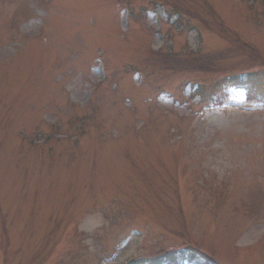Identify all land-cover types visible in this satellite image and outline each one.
<instances>
[{
  "label": "rangeland",
  "instance_id": "rangeland-1",
  "mask_svg": "<svg viewBox=\"0 0 264 264\" xmlns=\"http://www.w3.org/2000/svg\"><path fill=\"white\" fill-rule=\"evenodd\" d=\"M229 71L264 96V0H0V264H264V105L196 95Z\"/></svg>",
  "mask_w": 264,
  "mask_h": 264
},
{
  "label": "trees",
  "instance_id": "trees-1",
  "mask_svg": "<svg viewBox=\"0 0 264 264\" xmlns=\"http://www.w3.org/2000/svg\"><path fill=\"white\" fill-rule=\"evenodd\" d=\"M234 35V34H233ZM236 36V35H235ZM235 40L237 42H239L243 47H246L247 50L249 51H252L254 53H258L256 49H254L253 47H251L250 45L246 44V43H243L239 40V37H235ZM199 56V55H197ZM195 57L192 61L193 62H198L200 61L201 59H203V64L207 65L209 68H212L213 67V64H214V59L217 58V56L215 55H209L208 54H202L200 57ZM165 59V64H168V63H171L173 66H175L176 68L178 67H181V64H182V60L180 57H173L172 58V55L171 54H166L165 57L163 58ZM205 60V61H204ZM244 72V71H243ZM226 75V85L227 86H243V85H248L249 86V90L251 93L255 92L253 90H256L258 89L261 84H262V81L259 79V81L257 80V74L255 73H250V74H246L245 76V79L243 80L242 79V76L241 75H237V76H234V74H231V72H225L224 73ZM198 91L196 92V94H198L199 96H203V90L202 88H198L197 89Z\"/></svg>",
  "mask_w": 264,
  "mask_h": 264
}]
</instances>
